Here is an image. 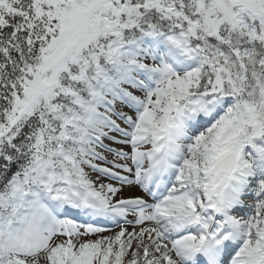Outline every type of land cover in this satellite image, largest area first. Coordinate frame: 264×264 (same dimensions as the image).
I'll return each mask as SVG.
<instances>
[{
  "label": "snow or ice",
  "instance_id": "obj_1",
  "mask_svg": "<svg viewBox=\"0 0 264 264\" xmlns=\"http://www.w3.org/2000/svg\"><path fill=\"white\" fill-rule=\"evenodd\" d=\"M0 264H264V0H0Z\"/></svg>",
  "mask_w": 264,
  "mask_h": 264
}]
</instances>
